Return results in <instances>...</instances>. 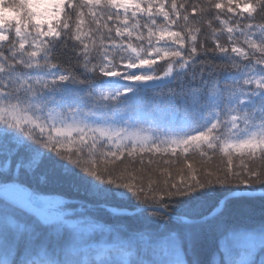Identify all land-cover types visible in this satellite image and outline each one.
Instances as JSON below:
<instances>
[{
    "label": "trees",
    "instance_id": "obj_1",
    "mask_svg": "<svg viewBox=\"0 0 264 264\" xmlns=\"http://www.w3.org/2000/svg\"><path fill=\"white\" fill-rule=\"evenodd\" d=\"M176 2L189 6L193 3L207 5L209 0ZM213 2H219L223 7L227 0ZM165 4V10H170L171 0H165ZM216 11L213 8L208 13L214 28L208 27V21L202 15L197 16L195 22L189 21L193 30L200 28L194 34L198 37V44L206 48L214 46V39L227 43V33L219 32L222 26L214 19ZM228 15L226 9L221 12L222 18ZM61 18H65L64 9ZM155 19L157 23L162 22L160 17ZM144 21L147 22L146 17L140 20L142 24ZM105 22L115 23L112 20L99 21L101 25ZM234 22L248 21L242 17H230L229 23ZM255 23H264V19L257 16ZM96 27L92 18L86 17L82 31L87 33ZM101 30L105 36L108 35L106 29ZM112 35H115L114 29ZM233 35L243 40L240 33ZM251 38L264 43V30L253 32ZM11 44L12 40L0 44V67L5 69L3 72L24 75L26 68L23 63H15L23 56L19 52L13 55ZM80 49L79 43L64 35L48 41L39 63L55 71L57 76L66 74L63 69H71L77 79L91 81V85L75 84L70 79L64 82L66 89L57 84L52 90L36 93L46 97H43V104L40 103L42 112L67 116L66 112L79 108V114L87 112L86 117L96 120L126 116L129 122L148 132L154 130L180 138L201 139L180 146L158 143L146 149L135 148L129 155L130 147L117 150L100 140H96L93 147V140L85 139V143L76 136L63 140L50 135L49 131L44 130L41 134L38 128L32 127L33 124H22V130H17L7 123H0V152L7 155L22 145L25 155L42 153L40 164L33 170L27 171L22 167L18 186L41 199L59 196L95 207L126 211L162 207L167 213L188 220L207 216L224 196L233 191L264 192V183L240 185L233 176L230 184H211L187 193L152 199L171 184H180L193 176L201 180L222 176L229 165L233 172L248 169L264 172V157L260 151L254 155L249 149L222 151L219 145L227 139L226 126L210 131L213 123L227 119V109L242 95V81L246 76L264 74V67L252 59L241 60L208 51L194 56L184 68L179 67L181 60L177 59L172 64L171 75L163 77L169 58H160L151 69L153 76L161 77L156 83L137 82L132 86V95L119 98L115 105L111 101L94 104L86 93L92 92L93 96L96 94L94 90L113 93V88L106 77L76 66L83 62V57L78 55ZM175 50L176 44L168 53ZM45 54L57 67H47ZM96 62L97 58L89 57L88 63ZM233 63L239 67H231ZM212 66L216 69L213 70ZM34 102V97L26 90L16 91L12 86L0 84V110L30 116ZM25 131H31L37 139L48 138L63 156L57 155L55 150L44 149L34 139L25 136ZM208 140L216 146L208 148ZM64 157H71L73 163ZM92 171L101 179L91 175ZM207 173L212 176L208 177ZM108 179L129 184L133 190L107 183ZM68 220L78 223L49 222L0 200V260H6L8 264H37L34 259L46 264H82L76 253L83 247L121 243L129 249H126L130 252L129 260L89 259L83 264H159L157 259L164 264L172 262V259L177 264H235L229 262L232 255L243 258L242 264H264V239L250 249L243 248L242 243L249 238H264V197L232 198L216 217L196 225L176 223L154 211L114 216L97 209L75 214ZM228 254L231 255L229 258Z\"/></svg>",
    "mask_w": 264,
    "mask_h": 264
},
{
    "label": "snow or ice",
    "instance_id": "obj_2",
    "mask_svg": "<svg viewBox=\"0 0 264 264\" xmlns=\"http://www.w3.org/2000/svg\"><path fill=\"white\" fill-rule=\"evenodd\" d=\"M10 2L17 4L19 7L10 18L0 19V44L12 40L13 55L18 52L23 54V58L16 60L15 63H25V66L29 69L40 66L39 57L47 49L48 41L61 35L72 39L81 46L78 55L83 57V62L78 63L76 66L84 68L89 73L96 72L101 76L109 78H137L138 82L141 78L148 80L159 79L161 77L137 75L134 72L127 71L132 68L153 67L156 65L158 57L161 59L169 58L167 70L163 72V77H168L173 71L172 64L177 59L181 60L179 67L184 68L194 56L205 54L208 51L229 57L234 56L241 60L252 59L255 64L264 67V43H257L255 39L251 38L253 32L264 30V23H255L257 16L264 19V0H227V3L223 7L221 3L213 2V0H209L207 5L193 3L190 6L184 3L178 4L176 0H171L170 10H165V0H67V2L62 0V2L45 5L31 3L30 0H2L0 8L12 11L7 8ZM62 7L65 18L57 20L56 18L61 15ZM41 8H43L42 11L40 10ZM213 8L218 10L214 14V19L222 26L219 32L227 33V43H220L218 39H214V46L206 48L203 44H198V37L194 34V31L199 32L200 28L197 27L193 30L189 27V21L195 22L197 16L202 15L203 19L208 21V27L214 28L212 18L208 16L209 11ZM85 9H87V13ZM225 9L229 15L222 18L221 12ZM129 13L131 14L130 16ZM141 16H146L147 22L144 21L142 24L139 19ZM86 17H91L92 22L97 27L95 30L90 29L89 32L84 33L82 25ZM157 17L161 18V23H157L155 19ZM230 17L246 18L248 22L229 23ZM101 20H112L115 23L110 24L105 22L101 25L99 23ZM159 25H163V27ZM102 28L107 30V36L104 35V32L101 30ZM113 29L115 35H112ZM233 33H240L243 40L235 38ZM13 36L15 39H12ZM166 40L176 44L177 50L168 53L167 51H162L160 47L155 46L159 42ZM144 45L152 46V51H145ZM141 51H145L144 56L140 55ZM185 52L186 55L184 54ZM129 54L133 57L130 63L128 62ZM90 56L97 58V62L94 64L88 63ZM44 61L49 68L57 67L56 63L50 61L47 54L44 56ZM9 67H12V65L9 64ZM212 67L213 70L216 69V66ZM231 67L237 68L239 65L233 63ZM121 68L124 70L123 75L119 70ZM4 70L3 67H0V72ZM62 72L66 74H60L51 81L36 79L31 84L28 81H21L16 91L24 89L30 96H35L38 89L52 90L57 84H62L70 79L75 84L91 85V81L77 79L72 74L71 69H63ZM242 83L244 85H254L256 89L264 91V80L245 79ZM94 91L96 93L94 96L92 92L86 93L94 101V104L101 103L102 101H111L115 105L119 97L126 95L130 89L117 92L115 95L98 90ZM79 111V108H75L65 114L67 116H75ZM260 112L261 119L264 120V109H261ZM84 115L87 116L88 113L85 112ZM0 123H7L9 127L22 130V123L19 120L13 123L0 118ZM30 123L31 121L29 120L23 122L25 125ZM248 123L249 118L247 114H233L222 123L221 121L213 123L210 131L216 130L223 125L227 126V132L233 136L235 130H239L242 125H247ZM32 127L38 128L40 133L43 134L44 127L42 125L37 123L33 124ZM89 131L94 133L92 146L95 147V142L98 138H105L108 142L115 143L114 137H121L124 129L117 130L113 127V124H101V126L90 128ZM24 134L34 139L44 149L55 150L57 155L63 156L56 145L52 144L48 138L43 136L37 139L31 131H25ZM126 138L131 139L133 145L141 140L135 134H130ZM81 139L83 140L84 137L82 136ZM199 139L201 137H190L182 141V143L188 144L191 140ZM207 146L208 148H213L216 145H214L212 140H208ZM219 147L225 152L228 149L239 151L240 149L247 148L251 154L254 155L257 151H260L262 157H264V123L259 125L258 131L251 132L246 139L239 140V143L233 144L225 140ZM133 151H135V148L129 152V155H132ZM41 158L42 153L39 152L25 155L22 145H18L7 155L0 152V189H7L14 184L18 185L20 183L22 167L27 171H31L40 164ZM64 158L73 163L71 157ZM76 163L78 164V162ZM90 174L100 178L95 171H92ZM206 175L208 177L212 176L211 173H207ZM233 176L238 180L240 185L264 183V172H258L254 169L233 172L231 165H229L228 171L222 176L218 175L214 179L207 180H201L193 176L189 180H182L180 184H171L170 187L161 190L159 196L152 199L187 193L190 190L211 184H230ZM106 182L133 190L131 185L126 183H118L112 179H108ZM0 264H8V262L0 260Z\"/></svg>",
    "mask_w": 264,
    "mask_h": 264
},
{
    "label": "rangeland",
    "instance_id": "obj_3",
    "mask_svg": "<svg viewBox=\"0 0 264 264\" xmlns=\"http://www.w3.org/2000/svg\"><path fill=\"white\" fill-rule=\"evenodd\" d=\"M2 2V0H0ZM31 3H36L40 5L50 4L54 2H62V0H30ZM67 2V0H65ZM41 11L43 8L40 9ZM63 12V7L61 8V15ZM61 15L56 19H61ZM131 14L129 13V16ZM146 16H141L139 19L145 18ZM5 43V42H4ZM156 47H160L162 51H167L172 47L174 44L171 41H161L155 45ZM145 51H152V46L144 45ZM139 50V49H138ZM145 51H141L140 55L144 56ZM22 56L23 54L20 53ZM155 54V53H153ZM40 59V57H39ZM133 57L129 54L128 62H132ZM160 61V58H157V62ZM138 62V60H137ZM40 64V63H39ZM25 69L24 75L20 72L14 73H7V72H0V84L3 86H12L14 88H19L21 81H28L29 84L33 83L36 79H44L51 81L52 79L57 78L55 71L45 68L43 65L40 64L39 67L34 68H27L25 63H23ZM152 67H144V68H132L128 69V72H134L137 75H152L151 72ZM121 74H124V70L121 68L119 69ZM108 81H110V85L113 88V93H109L110 95H115L117 92L124 91L125 89H130L126 95H121L119 98L127 95H132V86L135 85L138 81L137 78H109L106 77ZM246 79L250 80H264V74H249L246 76ZM140 81L146 82L149 84L156 83L158 79L148 80L146 78H141ZM62 88L66 89L65 83H62ZM22 90V89H20ZM45 90V89H43ZM43 90H37L41 92ZM108 93V92H107ZM35 99L34 102V111L31 112V115H20L17 112H5L0 110V118H3L9 122H16L19 120L22 124L25 120L31 121L30 124L27 126H31V124H40L44 127L45 131H49L50 135L55 137H59L64 139H71L74 136L81 139L83 136L84 139L82 141H86L85 139L93 140L92 137L94 135L93 132L89 131L90 128H95L101 126V124H113V127L117 130L124 129L121 134V137L115 138V143L108 142L105 138H98L102 142H106L109 146L113 147L114 149L121 150L126 147L130 148H138V149H146L152 146L157 145L158 143L171 145V146H180L182 145V141H184L185 137H177L171 134L163 133L160 131H145L140 127H137L136 124L129 122L126 116L123 117H115L110 120H96L94 118L86 117L83 114H77L75 116H60L52 113H44L40 109V105L43 104V97L44 94H36L33 96ZM46 98V97H45ZM241 101H243L241 103ZM234 103L231 104L226 112V118L230 117L231 115H244L247 114L249 118V123L247 125H242L239 130L234 131V135L232 136L230 133L227 132V139L226 141L229 143H239V140L246 139L248 135L251 134L253 131L259 130V125L264 123V120L261 119V109H264V91L256 89L254 85H244V90L242 91V95L239 99L233 101ZM41 103V104H40ZM5 124V123H4ZM126 127V128H125ZM227 127V126H226ZM82 129V131H81ZM130 134H135L141 138L137 144L133 145L131 139H127L126 137ZM87 142V141H86ZM247 149V148H244ZM240 149V150H244ZM232 149H228L227 151H231ZM64 209V207L62 208ZM264 238H249L247 240H242L244 243L243 248L250 249L252 245L260 244ZM114 245V244H113ZM128 249L123 244L119 243L117 246H108L107 244H92L83 249L79 250V253H76V256L80 259V263H85L89 259L94 260H101L106 258L107 256L111 255L110 251H113L114 256L117 260L123 261L128 260L130 257V252L127 251ZM129 250V249H128ZM81 251L83 254H81ZM231 256V255H230ZM125 258V259H124ZM232 261L235 264H242L243 258H240L238 255L231 256ZM159 264H164L160 260L157 259ZM166 264H177V262L172 259V262H167Z\"/></svg>",
    "mask_w": 264,
    "mask_h": 264
},
{
    "label": "water",
    "instance_id": "obj_4",
    "mask_svg": "<svg viewBox=\"0 0 264 264\" xmlns=\"http://www.w3.org/2000/svg\"><path fill=\"white\" fill-rule=\"evenodd\" d=\"M237 196L264 197V193H253L252 194L247 191H235L233 193H230L223 199H221L220 202L218 203V207L204 219L188 221L184 218H179L178 220L181 221L182 223H189V224H197V223L205 222L213 218L215 215H217L227 200L233 197H237ZM0 199L14 207L26 209L33 214L47 218L49 221H60L61 220V218L54 217L51 214H49V211L58 212V210L55 209L56 207H62L64 204H76V202L66 201L59 197H55L50 200L37 199L34 195L27 193L26 191L19 189L17 187H14V186H9L7 189H0ZM104 209L105 211L112 213L113 215L123 214V213L117 212L116 210L112 208H104ZM143 210L144 211L146 210L158 211L166 216H169L162 208L147 207V208H144ZM134 213L135 212H128L125 214L130 215Z\"/></svg>",
    "mask_w": 264,
    "mask_h": 264
},
{
    "label": "clouds",
    "instance_id": "obj_5",
    "mask_svg": "<svg viewBox=\"0 0 264 264\" xmlns=\"http://www.w3.org/2000/svg\"><path fill=\"white\" fill-rule=\"evenodd\" d=\"M18 7L19 6L17 4L10 2L7 5V8L8 9H11L12 11L5 10L3 8H0V19L10 18L13 15V12L16 11V10H18Z\"/></svg>",
    "mask_w": 264,
    "mask_h": 264
}]
</instances>
